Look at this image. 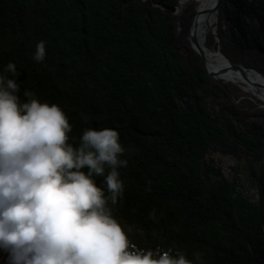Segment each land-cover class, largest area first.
Here are the masks:
<instances>
[{
    "label": "trees",
    "instance_id": "1",
    "mask_svg": "<svg viewBox=\"0 0 264 264\" xmlns=\"http://www.w3.org/2000/svg\"><path fill=\"white\" fill-rule=\"evenodd\" d=\"M224 1L235 47L264 54V0ZM179 4L0 0V71L14 62L22 100L27 88L63 109L70 143L86 128L120 133L128 167L113 213L138 247L264 264V111L240 106L208 74L180 35L179 21L185 32L188 24L173 11ZM40 41L47 55L37 64ZM218 156L236 162L230 177ZM0 264H10L7 251Z\"/></svg>",
    "mask_w": 264,
    "mask_h": 264
},
{
    "label": "clouds",
    "instance_id": "2",
    "mask_svg": "<svg viewBox=\"0 0 264 264\" xmlns=\"http://www.w3.org/2000/svg\"><path fill=\"white\" fill-rule=\"evenodd\" d=\"M46 55L40 41L32 59ZM18 76L14 62L0 71V250L10 264H204L200 253L188 259L130 240L132 227L113 213L125 190L119 169L128 167L120 133L86 128L70 143L63 109L27 88L22 100Z\"/></svg>",
    "mask_w": 264,
    "mask_h": 264
},
{
    "label": "rangeland",
    "instance_id": "3",
    "mask_svg": "<svg viewBox=\"0 0 264 264\" xmlns=\"http://www.w3.org/2000/svg\"><path fill=\"white\" fill-rule=\"evenodd\" d=\"M198 1L199 0H185L184 2L180 0L179 7L177 11L175 12L177 17L182 18L183 23L188 24L187 31L185 32L181 22L179 21V32L180 35H182L189 43L190 46L194 49L191 39L189 37L190 32V23L193 15L199 10L198 9ZM250 1V0H246ZM225 1H223L224 4ZM215 3V0H214ZM222 4V6H223ZM222 6L219 11L218 19L216 20V23L213 27H215L216 32L213 34L210 30H208V34L206 37V44L205 46L212 52V54H215L217 51V47L220 44L221 49L237 64L249 69L256 71L260 75L264 76V54L262 52H243L240 51L235 45L233 44V41L230 37V31L228 22L222 18ZM228 8L233 10V6H230V3L228 4ZM229 10V9H228ZM218 37V38H217ZM219 39L221 43H219ZM225 49L227 51H225ZM209 51V52H210ZM210 52V53H211ZM228 52V53H227ZM215 56V55H213ZM211 57V56H209ZM209 63V61H208ZM210 66V65H209ZM212 70H215L212 66H210ZM219 69V68H218ZM217 69V70H218ZM213 78V77H212ZM215 79V78H213ZM218 82L223 83L224 85L228 86L230 95L233 97V100L238 103L240 106L247 107L248 110L252 112H258V111H264V99H259L255 94L249 93L238 87L236 84L231 82H226L222 80V78L215 79ZM249 82V81H248ZM249 84H251L249 82ZM262 88H259L258 90H261ZM264 90V89H263ZM258 95V94H257ZM218 158L221 161V165L225 170V173L227 177H230L231 173H234L233 167H236L237 164L233 159L226 158V157H220ZM258 176L259 172L257 171ZM250 186V185H249ZM252 194L257 195L258 189L256 187L250 186L249 187Z\"/></svg>",
    "mask_w": 264,
    "mask_h": 264
},
{
    "label": "water",
    "instance_id": "4",
    "mask_svg": "<svg viewBox=\"0 0 264 264\" xmlns=\"http://www.w3.org/2000/svg\"><path fill=\"white\" fill-rule=\"evenodd\" d=\"M224 0H215V7L214 8H210V9H203V10H198L192 17L191 19V23H190V32H189V37L191 39V42L193 44V46L195 47L196 51L199 53V55L201 56L204 66L208 72V74L215 78H222L225 77V75H227L229 72L230 73H239L245 80L249 81L251 83V85L254 87L255 90L258 91L259 88L264 89V83H260V82H255V81H251L249 78V73L250 72H255L253 70H249L237 63H235L222 49L220 44L217 47V51L215 52L216 55H219L220 57L224 58L225 60H227V62L229 63L228 66L226 67H222L219 68L218 70H212L210 69L208 62H207V56H208V48L204 47L203 44L201 43V41H199V38L197 36V33L194 32V30L197 29V17L198 16H202L205 15L206 13H208L209 11L214 12L215 13V17L216 20L218 19L219 16V11L220 8L223 4ZM178 8L173 9L174 12L177 11ZM207 29L210 30L213 34H215L216 29L215 27H212V25H207ZM218 38V37H217ZM219 43H221L220 39H219ZM259 74V73H258ZM260 75V74H259ZM262 76V75H261ZM263 77V76H262Z\"/></svg>",
    "mask_w": 264,
    "mask_h": 264
},
{
    "label": "bare ground",
    "instance_id": "5",
    "mask_svg": "<svg viewBox=\"0 0 264 264\" xmlns=\"http://www.w3.org/2000/svg\"><path fill=\"white\" fill-rule=\"evenodd\" d=\"M182 1L184 2L185 0H182ZM213 3H214V0H199L198 1V9H200V10L210 9ZM209 23L213 27L216 23V17L212 16L210 22H209L208 18H205V19L197 22V24H195V25H197L196 26L197 29L194 30V32L197 33L199 41H201V43L203 44L204 47H206L205 42H206V37L208 34L207 25H209ZM209 51L210 50H208L207 62L209 61L208 65L212 66L215 70H217L218 68L226 67L229 65L227 60L220 57L219 55L212 54V52L210 51L211 52L210 53ZM213 55H215V56H213ZM209 56H211V57H209ZM210 69H211V67H210ZM249 78L251 81L264 83V76L262 77L258 73L250 72ZM222 80H224L226 82L234 83L246 92L253 93V94L257 93L258 95L257 94H255V95L259 99H262V98L264 99V90L263 89L258 90V91L255 90L254 87L251 84H249V82L247 80H245L239 73H230L229 72L227 75H225V77H222Z\"/></svg>",
    "mask_w": 264,
    "mask_h": 264
},
{
    "label": "snow or ice",
    "instance_id": "6",
    "mask_svg": "<svg viewBox=\"0 0 264 264\" xmlns=\"http://www.w3.org/2000/svg\"><path fill=\"white\" fill-rule=\"evenodd\" d=\"M211 7L214 8V7H215V3H213ZM214 15H215L214 12L209 11V12L206 13L205 15L198 16V17H197V21L199 22V21H201V20H203V19H205V18H208V19H209V22H210V21H211V17L214 16ZM209 26H210V23H209Z\"/></svg>",
    "mask_w": 264,
    "mask_h": 264
}]
</instances>
